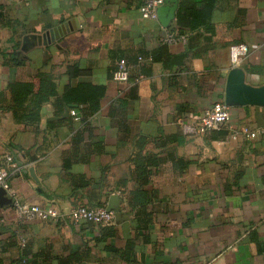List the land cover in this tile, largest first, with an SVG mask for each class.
<instances>
[{"label": "crops", "instance_id": "crops-1", "mask_svg": "<svg viewBox=\"0 0 264 264\" xmlns=\"http://www.w3.org/2000/svg\"><path fill=\"white\" fill-rule=\"evenodd\" d=\"M143 2L0 0V94L6 95L0 107L11 104L15 83L37 90L47 78L61 98L81 83L105 88L98 112L88 117L84 96L68 99L61 113L51 97L37 125L0 111V164L7 166V155L17 164L7 197L62 212L120 199L115 220L102 226L115 234L102 246L94 244L99 225L65 218L19 228L12 202L0 204V263L20 258L23 237L34 254L45 249L63 258L89 245L84 264H264V107H231L221 138L187 137L180 126L225 101L233 45L249 49L236 66L247 82L264 85V0H214L211 30L193 32L177 15L186 14L189 24L205 0H179L168 27L144 19ZM66 25L69 32L45 43ZM171 30L189 39L169 45L163 62L139 63L164 46ZM16 48L24 60L18 65L9 54ZM121 60L129 66L126 82L115 79ZM244 130L259 133L248 138ZM139 187L148 193L141 214L130 203ZM129 245L131 261L106 249Z\"/></svg>", "mask_w": 264, "mask_h": 264}, {"label": "trees", "instance_id": "trees-1", "mask_svg": "<svg viewBox=\"0 0 264 264\" xmlns=\"http://www.w3.org/2000/svg\"><path fill=\"white\" fill-rule=\"evenodd\" d=\"M207 2V7L201 11H196L191 14L193 16L192 21L188 24L186 22V14L179 12L177 15V23L180 26L189 25L191 27V32L196 30V28L205 27L206 30L210 31L211 29L206 24L208 19L211 17L212 13V5L214 0H205ZM198 28V29H199ZM172 33H175L174 30H171ZM179 35H186L189 39V35L179 32L176 33ZM168 44L164 43V46L159 50L155 51L153 55L148 58H144L145 62L142 65L147 64L148 62H163L165 61V57L168 55ZM11 61L12 63L18 65L24 62L23 58L19 55V49H14L11 53ZM141 58V57H140ZM149 59H151L149 61ZM146 66V65H145ZM145 68V67H143ZM9 93L11 95V104L6 106L3 105L0 107V111H12L15 115V119L20 123H25L27 125H37L40 121V112L42 106L50 100L51 97H56L58 99V106L60 113L63 112V104L64 102H69L68 99H72L78 96H84L86 98V109H83L85 115L92 116L96 112H98L100 108V101L105 94V88L100 86H94L91 84L81 83L77 88L70 89L63 98L59 97L57 86L50 79H43L38 86V89L35 90V85L32 83H15L10 86ZM6 101V95L0 94V103ZM123 102V101H122ZM124 103V102H123ZM59 123H55V127ZM221 131H211L218 134V138L224 134ZM226 135V133L224 134ZM144 162L140 159L136 160V166L138 169L139 176L143 175V165ZM69 166V165H68ZM81 187H84L81 186ZM147 192L138 188L130 195V203L132 207V211L141 214L143 209L146 208V196ZM105 207L104 205H99L95 207ZM94 207V206H89ZM91 223V222H88ZM93 224V223H92ZM143 225H147V223H143ZM100 227V235L95 238L94 244L95 246H102L106 242V240L114 236L115 231L110 226L99 225ZM109 251L120 255L126 261H131L133 258V253L131 255L133 245H129L125 250H118L106 247ZM91 247L87 245L82 252H77L67 258L54 256L49 252V250L38 251V253L34 254L32 248L28 241L25 240L24 245H21V256L18 260H16L13 264H84L87 258L90 256ZM57 262V263H56ZM2 264V263H0Z\"/></svg>", "mask_w": 264, "mask_h": 264}, {"label": "built area", "instance_id": "built-area-1", "mask_svg": "<svg viewBox=\"0 0 264 264\" xmlns=\"http://www.w3.org/2000/svg\"><path fill=\"white\" fill-rule=\"evenodd\" d=\"M166 0H144L140 7L141 15L144 19L158 22V11L165 5ZM187 36L168 32L164 42L168 45L185 44ZM249 49L245 44H236L230 48L231 67L238 66L242 60L247 57ZM151 59H149L150 61ZM145 62L144 58L139 59V63ZM129 66L125 60L118 63V69L115 74V79L119 82L129 80ZM142 78V77H141ZM140 80V79H137ZM71 114L76 116V112ZM231 120V107L225 101H220L214 104L210 109L205 111L193 123L181 122V130L187 137H197L211 131H221L229 127ZM259 132H250L244 130L248 138H256ZM237 134V133H235ZM237 137V136H235ZM6 165L0 164V189L11 192L10 178L12 171L17 170V164L12 155L5 157ZM9 166L11 168H9ZM12 210L14 212L15 221L19 228L28 223L34 222H59L68 218L72 223L79 224L82 222H91L96 225L111 224L115 220V213L107 210V207H89L80 205L73 208L69 212H62L57 207H43L39 204H24L18 198L13 197ZM25 240L21 237V245H24Z\"/></svg>", "mask_w": 264, "mask_h": 264}, {"label": "water", "instance_id": "water-1", "mask_svg": "<svg viewBox=\"0 0 264 264\" xmlns=\"http://www.w3.org/2000/svg\"><path fill=\"white\" fill-rule=\"evenodd\" d=\"M179 0H166L165 5L158 11V19L161 24L168 27L173 19H175L176 11L178 9ZM69 25V24H68ZM50 31L54 34L50 40L45 43H52L56 41L61 35L70 31V26ZM225 103L230 107L242 106H259L264 107V85L253 86L247 82L246 72L239 67L232 68L227 76L226 89H225ZM69 116V110H66L64 117ZM7 191L0 189V204L11 203L12 200L7 197ZM120 201L117 196L111 197V205L107 210L114 212V202Z\"/></svg>", "mask_w": 264, "mask_h": 264}]
</instances>
